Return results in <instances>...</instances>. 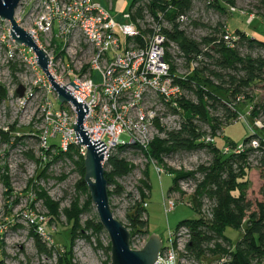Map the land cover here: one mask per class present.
I'll return each instance as SVG.
<instances>
[{
  "label": "built area",
  "instance_id": "built-area-1",
  "mask_svg": "<svg viewBox=\"0 0 264 264\" xmlns=\"http://www.w3.org/2000/svg\"><path fill=\"white\" fill-rule=\"evenodd\" d=\"M177 1L183 6L173 5L172 0H156V9L152 10L149 0H21L15 11L16 24L45 53L47 69L54 81L88 108L82 127L89 139L106 147L102 152L105 173L111 170L109 159L118 150L145 155L155 139L181 130L183 110L179 102L196 100L180 83L186 82L195 71L212 69L208 56L217 57L220 45L236 50L242 36L253 39L238 30L229 31L230 18H245L248 28L263 31L264 41V0ZM116 3H122L124 11L113 15ZM174 30L198 46L197 54L189 62L179 45L169 38ZM9 32L10 24L6 30H0V54L6 61L18 54L33 74L32 83H27L31 86L22 99L31 98L33 91H44L42 113L51 128L44 137L45 150L49 148V140L57 139L61 152L67 153L74 146L73 160L84 161L86 148L78 145L72 131L76 108L58 101L36 64L35 55L17 46ZM28 54L30 57L26 59ZM53 101L60 104L58 110ZM243 119L238 114L237 120ZM202 142L212 144L213 139L206 136ZM250 148L257 149L258 143L252 141ZM245 149L238 145L223 151L237 155ZM155 169L158 176L165 174ZM176 184L183 193L178 190L163 196L166 213L184 202L177 195L182 193L188 198L194 193L193 179H180ZM186 205L192 208L187 201ZM142 208H147V204ZM212 208V204L204 201L197 213L203 219H211ZM41 236L50 243L49 237ZM190 239L191 231L185 226L169 231L154 264H202L203 259H210V264L230 263L220 256L194 258L187 249ZM144 243L140 248L130 244V249L139 251Z\"/></svg>",
  "mask_w": 264,
  "mask_h": 264
},
{
  "label": "rangeland",
  "instance_id": "rangeland-1",
  "mask_svg": "<svg viewBox=\"0 0 264 264\" xmlns=\"http://www.w3.org/2000/svg\"><path fill=\"white\" fill-rule=\"evenodd\" d=\"M123 11L124 5L116 3L113 15ZM7 28L9 24L0 21V30ZM228 28L231 32L238 30L246 33L257 41L263 40V31L248 28L245 18H230ZM239 53L249 54L243 49ZM249 55L255 57L258 54ZM29 57V54L25 56L26 59ZM32 81V71L24 59L16 54L11 61H6L0 54V89L6 95L0 102V261L2 264H60L59 256L53 250L51 257L46 258L35 247L32 227L39 223L41 235L45 238L51 235L54 248L60 256H64V250L70 248L69 229H73L77 219L69 264H110V243L106 233H94L88 227L98 219L93 204H87L88 191L84 194L76 190L79 175L75 165L67 160L48 164L52 160L43 152L44 137L48 130L51 131L42 113L44 91H33V96L25 100L16 96L18 87H22L25 93L31 86L27 83ZM250 95V104L241 102L235 106L237 114L244 116V121L236 120L219 132L215 138L217 147H223L225 142L241 144L251 133H257L264 139L259 131L263 127V119L254 122L249 118L251 106L257 105L264 97V81L254 86ZM53 105L55 110L61 107L58 102L53 101ZM215 117L223 119L221 112ZM201 130L209 133L206 126H202ZM49 144L57 145L58 140H49ZM114 156L123 161L128 169L126 176L115 178L108 188V192L112 193L109 203L114 219L129 228L127 217L132 215L135 206L147 204L142 220L147 219L148 235L142 237L136 233L131 236L130 244L140 248L143 242L155 235L165 245L169 231H175L182 222L196 219L195 212L186 205L187 198L177 184L176 189L182 195L176 194V197L184 202L177 203L170 213L164 210L163 196H167L173 187L172 174L179 172L178 168L180 172H193L209 161L206 150L176 154L160 161L146 158L137 151H117ZM249 163L247 199L254 203L260 200L263 180L259 157L251 156ZM155 168L165 174L158 176ZM116 187H119L120 195L113 194ZM39 193L46 195L45 198L37 197ZM224 236L233 248L241 240L242 230L227 228ZM210 262V259L202 260V264Z\"/></svg>",
  "mask_w": 264,
  "mask_h": 264
},
{
  "label": "trees",
  "instance_id": "trees-1",
  "mask_svg": "<svg viewBox=\"0 0 264 264\" xmlns=\"http://www.w3.org/2000/svg\"><path fill=\"white\" fill-rule=\"evenodd\" d=\"M172 1V4L178 5L179 8L183 6L177 0ZM149 2L151 9L155 10L156 0H149ZM169 38L179 45L188 62L192 56L197 54L198 46L175 30L169 34ZM204 43H208V41L205 40ZM242 49L248 51L249 54L258 55L255 57H251L249 54L241 55L239 51ZM216 52L217 57L208 56L212 62L210 65L212 69L195 71L186 82L180 83L182 88L196 100L195 103L185 100L179 102V106L183 110L181 130L166 134L164 139H155L150 144L145 156L160 161V159L170 158L176 154L206 150L209 157L206 164L190 173L175 171L172 174L173 187L169 193H177L176 183L180 179L189 177L195 183L194 193L187 198V202L192 205L191 209L195 212L196 219L182 222L177 227L185 226L191 231L188 251L196 259L204 256L210 258L220 256L228 258L229 264H264V139L257 133H251L241 144L225 142L221 148L215 144L217 134L236 122L238 114L235 106L242 103L250 104L252 88L264 81V41L242 36L236 50H228L220 45ZM210 79L215 83H210ZM5 97L6 95L0 89V102ZM220 112L222 121L215 117ZM249 118L254 122L263 119V127L259 131L264 136V97L257 105L251 106ZM202 126L208 127L209 133L203 132ZM206 136L213 139L212 144L202 142ZM252 141L258 143L257 149L250 148ZM238 145L246 147L245 151L237 155L226 154L223 151L224 148L233 149ZM75 151V147L71 146L67 153H63L59 150L58 144L49 145L47 151L43 150L45 156L52 160L48 164L67 160L75 165L79 175L76 190L85 194L87 188L84 183L83 161L81 159L73 161ZM121 152L123 150H118V153ZM253 155L259 157V170L263 180L259 192L260 200L254 203L247 199L249 159ZM108 164L111 170L105 173V179L109 188L115 178L126 176L128 169L117 156L110 158ZM147 188L148 186L146 190H148ZM113 194H121L119 187L115 188ZM45 196L43 193L37 195L42 199ZM108 196L111 198L112 193L108 192ZM204 201L213 205L211 219H203L197 213L202 208ZM87 202L88 205H91L89 196ZM145 213L146 211L141 205H136L132 215L127 217L129 228L126 229L129 230L131 236L136 233L142 237L148 235L147 219L146 221L142 220ZM32 224L35 225V223ZM76 224L77 219L73 223V229L72 227L69 229L70 248L64 250L66 251L64 256H60L58 250L54 248L51 235H49L50 243L43 239L39 223L32 227L35 247L44 257L50 258L54 251L59 256L60 264H69ZM88 227L94 233L103 232L99 222L88 224ZM227 228L242 230V238L233 248L231 242L224 236V231ZM80 233L83 234L82 231ZM212 243L213 249H210ZM0 264H2L1 261Z\"/></svg>",
  "mask_w": 264,
  "mask_h": 264
},
{
  "label": "water",
  "instance_id": "water-1",
  "mask_svg": "<svg viewBox=\"0 0 264 264\" xmlns=\"http://www.w3.org/2000/svg\"><path fill=\"white\" fill-rule=\"evenodd\" d=\"M21 0H0V21L10 24V38L17 46H23L35 55V62L44 73L48 82L57 95L61 104L70 103L76 108V124L73 126L77 143L86 148V156L83 161L84 183L93 204L98 222L106 233L110 243V264H154L162 248L161 240L152 235L148 238L144 247L139 251L130 249L131 235L129 231L114 219L110 209L108 196V183L102 166L103 154L106 149L100 141L93 142L83 129L84 116L88 108L82 103H77L71 93L57 84L48 72V59L45 53L34 43L32 37L21 29L14 20L15 11ZM24 89L18 87L16 96L22 98Z\"/></svg>",
  "mask_w": 264,
  "mask_h": 264
}]
</instances>
